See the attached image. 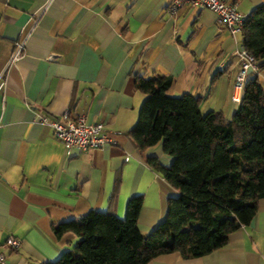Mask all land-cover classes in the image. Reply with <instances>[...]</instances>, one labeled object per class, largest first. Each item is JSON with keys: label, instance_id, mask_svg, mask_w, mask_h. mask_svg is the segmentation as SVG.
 <instances>
[{"label": "crops", "instance_id": "0c3cea01", "mask_svg": "<svg viewBox=\"0 0 264 264\" xmlns=\"http://www.w3.org/2000/svg\"><path fill=\"white\" fill-rule=\"evenodd\" d=\"M247 17L264 0H224ZM170 0H0V245L20 243L4 264H42L71 249L72 234L56 238L52 227L78 221L89 211L123 220L128 199L141 198L137 229L146 236L177 196L146 164L168 167L161 144L139 151L128 137L144 95L138 77L170 80L166 95L188 94L202 113L231 120L244 86L231 36L209 10ZM24 55L8 65L14 43ZM264 90V70L249 71ZM69 110L102 124L112 145L87 152L66 150L39 122ZM148 264H264V199L251 222L221 248L196 259L161 255Z\"/></svg>", "mask_w": 264, "mask_h": 264}, {"label": "trees", "instance_id": "16d2710c", "mask_svg": "<svg viewBox=\"0 0 264 264\" xmlns=\"http://www.w3.org/2000/svg\"><path fill=\"white\" fill-rule=\"evenodd\" d=\"M240 35L257 71L264 70V4L249 13ZM169 84L160 76L136 78L144 100L128 132L139 151L160 143L171 157L168 167L146 159L177 191L166 201L165 218L143 236L137 229L140 197L128 199L123 220L89 211L52 227L56 238L72 234L75 242L56 261L42 264H148L169 254L196 259L224 246L254 218L264 199V90L258 78L246 75L229 121L219 113L203 114L199 98L166 95Z\"/></svg>", "mask_w": 264, "mask_h": 264}, {"label": "built area", "instance_id": "2783aa9c", "mask_svg": "<svg viewBox=\"0 0 264 264\" xmlns=\"http://www.w3.org/2000/svg\"><path fill=\"white\" fill-rule=\"evenodd\" d=\"M181 7L190 9L209 10L216 15L217 23L225 28L231 36L241 32L246 17L239 13L236 6L226 3L224 0H170L168 12L174 14ZM24 55L23 41L14 43L12 53L8 59V65H15ZM239 71L235 79V87L243 88L244 80L249 71H257L253 57L240 46L235 52ZM39 122L48 126L52 134L64 149L77 152H87L91 149H100L112 145L113 141L102 124H91L85 114L72 115L69 110L52 118L42 116ZM20 243L13 237H8L0 245V264H4L5 253L15 252Z\"/></svg>", "mask_w": 264, "mask_h": 264}]
</instances>
